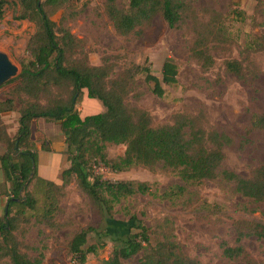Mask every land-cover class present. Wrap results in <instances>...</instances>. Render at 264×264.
I'll return each mask as SVG.
<instances>
[{"label": "trees", "instance_id": "1", "mask_svg": "<svg viewBox=\"0 0 264 264\" xmlns=\"http://www.w3.org/2000/svg\"><path fill=\"white\" fill-rule=\"evenodd\" d=\"M19 13L17 21L34 25V33L27 41V57L19 64V74L7 83L16 82L6 100L8 108L0 102V120L3 113L13 111L14 100L19 103L18 128L9 137L0 121V145L5 152L0 155V172L9 191L4 192L6 204L0 216V264H41L28 254L25 237L29 228L45 224L56 228L59 212V194L75 181L85 195L94 213L101 218H113L116 204L135 195H150L149 185L137 181H109L94 176L91 166H103L111 173H123L134 167L162 168L173 171L187 186H200L219 177L225 155L224 148L231 139L210 128L204 111L197 114L178 113L164 125L153 126L151 116L144 110L127 104L137 76L151 84V92L158 98L164 96L161 82H177V66L165 59L161 67V81L152 75L148 66L131 64L115 71L117 56H108L100 65L89 62L87 41L71 33L67 21L79 16L71 9V0H12ZM8 0H0V20ZM60 14L58 23L54 16ZM103 14L119 36L139 37L156 18L170 29L189 22L192 43L190 58L203 70L214 65L212 53L222 48L230 50L229 38L222 17L215 11L197 10L189 0H127L119 6L117 0H105ZM242 59L223 62L227 74L245 81L249 73L257 76L258 68L251 60L252 54L264 52V37L249 36ZM95 100L102 106L98 114L81 116L77 106L83 97ZM57 125L64 138V152L69 166L54 169V177L45 179L38 174L39 152H52L44 133L35 134L39 149L32 142L34 121ZM250 132L264 134V114L252 113ZM39 132V131H37ZM108 145L124 146V153L116 160L106 156ZM57 160V158H56ZM58 165V164H57ZM56 170V171H55ZM55 171V172H54ZM221 178L234 184L235 191L254 203H264V163L258 165L248 178L231 171H223ZM176 191L183 193V187ZM6 193V194H5ZM169 196L171 194H168ZM162 197L168 198L167 194ZM133 227L123 237H107L98 228L87 227L73 234L69 252L77 264H86L87 255H95L112 243L110 257L104 264H124L138 254L137 264H200L187 257L180 245L168 234L152 240L150 229L136 215H131ZM237 242L255 237L264 244V223L258 220L234 222ZM96 239L88 245V237ZM222 255L228 261L241 264H264L255 261L241 245L229 246L220 242Z\"/></svg>", "mask_w": 264, "mask_h": 264}, {"label": "rangeland", "instance_id": "2", "mask_svg": "<svg viewBox=\"0 0 264 264\" xmlns=\"http://www.w3.org/2000/svg\"><path fill=\"white\" fill-rule=\"evenodd\" d=\"M104 1L71 0L70 3L71 9L79 16L75 21H67L66 26L75 36L87 41L89 62L100 65L103 58L117 56L115 71L131 64L148 66L152 75L161 81L162 64L165 59H172L177 66V82L173 85L161 82L164 96L158 98L153 95L152 85L145 84L143 77L137 76L127 104L146 111L153 126L169 123L178 113L204 111L210 128L227 135L231 144L223 150L225 159L219 169V177L200 186L185 185L173 171L162 168L160 164L153 169L134 167L118 174L97 167L94 175L103 180L145 182L150 188V195H135L116 204L112 219L101 220L73 180L59 194V212L55 218L57 227L50 229L45 224H34L29 228L25 237L28 254L39 259L41 264H77L69 252V242L75 232L93 227L103 231L107 237H123L134 225L131 215H136L150 229L152 240L168 234L187 257L200 264H241L223 257L220 242L229 246L241 245L255 261L261 262L264 258L263 242L248 237L238 243L234 222L245 219L264 223V203H254L242 197L235 191L234 184L223 180L220 174L226 170L248 178L258 165L264 163V134L249 131L251 114H264V52L252 54L251 60L255 62L258 74L253 77L249 73L245 81L227 74L223 66L226 59L244 58L242 52L249 43V36L264 37V0H189L197 10L219 13L231 42L224 46L230 50L222 51L221 48L212 53L214 65L206 72L190 58L192 33L189 22L170 29L163 20L156 18L139 37H123L115 33L103 14ZM117 2L119 6H126L127 0ZM18 13L19 7L8 0L0 20V52L20 68V62L27 57L25 47L34 33V25L15 20ZM53 19L58 23L60 14ZM16 83H5L0 87V102L4 109L8 108L6 100L11 97L10 92ZM18 108L19 103L15 99L13 111L1 116L0 121L9 137H13L18 128ZM77 110L81 116H88L100 113L102 106L88 99L84 90ZM31 128L32 142L39 149L35 134L44 133V127L36 123ZM47 129L51 131L44 133L45 137H53V141L47 138L49 146L58 151L62 148L64 152L58 126L52 124ZM124 149L122 145H108L106 156L109 160H116L123 155ZM4 152V145H0V155ZM46 156L43 154V158ZM53 166L47 164L46 168L53 171ZM68 166L65 155L57 157V173ZM43 168L45 166L40 163L38 169ZM55 175L50 174L49 178ZM177 186L183 187L182 194L176 191ZM8 191L9 184L4 182L0 172V216L7 200L3 194ZM163 194L168 198L162 197ZM107 237L104 238L106 247L95 255H87L86 264H104L110 257L113 245ZM95 239L90 234L88 245ZM140 257L138 254L124 264H137Z\"/></svg>", "mask_w": 264, "mask_h": 264}, {"label": "crops", "instance_id": "3", "mask_svg": "<svg viewBox=\"0 0 264 264\" xmlns=\"http://www.w3.org/2000/svg\"><path fill=\"white\" fill-rule=\"evenodd\" d=\"M38 123L39 125H43L44 127V133L46 134L48 131H51V130H48L47 127H51L52 124H49V123H45V122H41V120L39 121H34L32 124H35ZM61 137V136H60ZM48 140H52L53 141V137L51 136H47ZM62 139V142L64 141V138L63 136L61 137ZM63 144V143H62ZM61 144V145H62ZM51 151L50 153H45V152H39V159H38V165L40 163H42V165L45 166V168L43 169H38V173L41 177L45 178V179H49V176L50 174H52V170L49 168H46L47 167V164L48 165H55L57 163V154L62 152V148H61V151H58L56 148H54V146L50 147ZM60 150V149H59ZM43 154H46L47 156L45 158H43Z\"/></svg>", "mask_w": 264, "mask_h": 264}, {"label": "water", "instance_id": "4", "mask_svg": "<svg viewBox=\"0 0 264 264\" xmlns=\"http://www.w3.org/2000/svg\"><path fill=\"white\" fill-rule=\"evenodd\" d=\"M20 72V68L14 65L8 56L0 52V87L15 78Z\"/></svg>", "mask_w": 264, "mask_h": 264}, {"label": "built area", "instance_id": "5", "mask_svg": "<svg viewBox=\"0 0 264 264\" xmlns=\"http://www.w3.org/2000/svg\"><path fill=\"white\" fill-rule=\"evenodd\" d=\"M97 167H98V168H99V167L104 168L103 166L93 164V165L91 166V170L93 171V174H94L95 169H97ZM94 176H97V175H94Z\"/></svg>", "mask_w": 264, "mask_h": 264}]
</instances>
